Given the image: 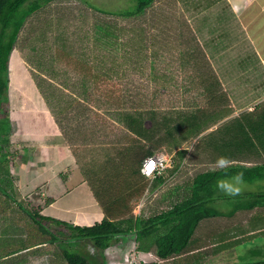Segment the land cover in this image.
<instances>
[{
    "label": "rangeland",
    "instance_id": "rangeland-1",
    "mask_svg": "<svg viewBox=\"0 0 264 264\" xmlns=\"http://www.w3.org/2000/svg\"><path fill=\"white\" fill-rule=\"evenodd\" d=\"M193 4L190 0H155L144 13L126 19L106 12L114 14V12L118 13L123 11V9H131L130 0H55L48 6L46 12L45 10L42 11L39 18L32 19L36 22L35 25L31 24L32 21L28 22V28H25L23 32L24 35H28L30 38L27 36L26 38L28 39L19 40L15 53L17 57L14 55L10 63L12 93L9 116L12 119L14 118V121H18L19 124L17 123V126L21 129L16 133V137L24 140L16 141L15 145L25 144L24 146L27 145L30 149L35 146L31 145L29 140L27 142L26 137L24 138L26 116L28 114L33 115L37 111L43 110L44 107L45 110L50 112L56 122H59L61 127L71 133L74 131L72 134L74 137L70 135L71 140L74 138L76 143L73 148L76 150L77 156L81 155L79 160L83 157L84 162L94 156L100 158V161L107 158L108 155L104 154L108 149L106 150L104 146H110L108 142L110 141L111 143L117 140L115 139L116 136L123 138L124 143H139L142 148L137 152L150 149L154 140L152 142L145 139V141H141L142 138L129 129L126 118L122 120L117 114H120L119 112L121 111L125 116L127 111L133 110L136 112L135 110H137L138 113L143 109L142 115L143 118H146L147 115L152 116V108L158 110L159 117H163L166 112L172 114L174 110H176L173 113L174 116L179 115V111L189 112L193 110L198 101L199 103L204 101L203 98L206 94L204 88L198 89L193 82L196 80L200 86L198 75L194 71L199 65L208 67L212 64H217L218 67L222 66L223 68L239 70L242 66L247 67L246 63H251L252 67H250L247 75L252 79L249 93L251 94L252 92L251 95L254 98L256 97L255 99L253 98L254 100L251 97L248 98V95L247 103L245 102L244 105L240 104L239 97H242L245 93L239 95L237 91L241 84L244 83V76L242 78L236 76V79L232 82L223 80L224 85L222 87L224 92L229 94V105L233 108L232 115H234L231 119L238 117L243 112H247L248 108L250 110L255 108V100L261 103V106H258L255 111H263L264 76L261 77L259 73L261 64L258 62L252 47L243 38L244 29L239 23L235 25L233 20L224 15L213 18L212 22L208 21L201 24L203 15L202 13L198 15L197 12L199 11L192 7ZM195 7H197L196 3ZM102 11H105V13ZM180 11L181 13H179ZM47 19L52 22L45 21ZM101 19L102 24H104V21L106 24L115 21L119 27H125L127 30L132 28L135 36L134 46L129 50L126 49L128 46L124 47V43L129 41L126 37H131L132 34L127 31L120 35V31L117 28L114 31L122 36L121 40L110 42L109 37H107L108 41L103 38V42L96 43L93 37L98 35L97 31L99 30ZM262 20L258 16L251 30H260L259 28L264 27V20ZM177 21H182L184 26L177 27ZM208 25L209 27L215 25V31L222 30L225 32V29H227L230 36L244 34L236 38L237 42L233 41V39L229 40V36H223L219 42L218 36H212L209 39L203 38L202 42V38H198L200 36V34H197L198 30L202 32V29H205V26L208 27ZM44 29H46L50 42L48 44L50 46L47 49H51L53 52V55H46L49 57L47 62L50 64L53 61L54 67L57 69L55 76L49 75L46 71L41 72L44 77L53 79L55 84L54 88L47 85L48 87L44 91L45 99L36 86L38 84L37 80L42 81L40 78L43 77H40L41 75L35 76L38 72L40 74V71L35 66H40L39 59L43 57L38 47L40 45L37 43L39 42L37 36H41V31H44ZM175 29L176 33L174 34ZM88 31H90L89 35L91 37L86 35ZM139 35L141 38H139ZM178 36L185 42L179 41L177 39ZM190 36H195L196 38L193 39ZM32 37L37 38L36 42H32ZM201 42L205 46L204 52L201 49ZM189 48L193 49L190 50ZM189 52L194 58L200 60L199 64L194 62ZM199 77L200 80L206 81L202 74H199ZM203 81L201 84H203ZM212 81L217 83L215 79ZM42 82L46 86V83ZM234 86H236V89ZM137 113L135 116H139ZM120 115L122 117V114ZM228 120L222 121L223 124L218 126L217 135L225 134L222 126ZM22 121L24 122L23 127L21 125ZM238 121H240V118ZM151 122L149 120L145 125L150 127ZM232 125L229 132L234 141L238 138L240 131L236 127L237 124L234 123ZM261 127H264V124ZM180 133L182 134V132ZM251 133L252 131H249L247 135ZM183 136L188 137L185 133H183ZM208 139L211 138L208 137ZM192 140L193 138L189 139L188 142L186 141L182 145L183 148L188 147L191 149L196 139L193 142ZM255 142L258 143L257 135L253 133L248 140L249 149L254 146ZM164 145L168 152L174 153L175 149L171 148L174 145L173 143ZM261 145L264 148L263 140H261ZM101 152H103L102 155ZM15 154L16 150L14 156H17ZM248 154L240 152L238 156L243 157ZM174 157L176 158V155ZM204 165L202 164V167ZM109 174H115V166L110 168ZM222 179L231 178L223 177ZM261 183L264 182L260 181V183L253 185L244 181L243 191L245 193L257 191V185H263ZM215 185V183L214 186L212 185L211 190L213 193L212 198L214 199L209 205L219 211H229L232 207L229 204V199L233 201L235 198L225 195ZM144 191L139 200L140 202L137 204L142 210L139 213L151 216L165 209L164 206L166 205L157 200L158 198L150 184L146 183ZM216 194H224L225 199H219V196H215ZM31 196L34 199L36 196L35 190L28 192V198L21 194L19 199L24 201ZM150 197L155 199L151 201L149 200ZM28 203H31L30 199ZM0 206H2V202ZM33 206L35 207L34 204ZM145 208L146 210H144ZM18 227V224L16 227H10L9 225L0 227L1 256H4L5 252L12 250L18 243L21 244L22 240L19 231L16 230ZM67 232L64 230L63 234H67ZM131 235L132 232H130ZM126 236L127 233L121 234L120 241L114 239L112 244L115 242H125L127 244L126 241L130 237L126 239ZM57 244L60 249H63V246H70L66 242H62V245L60 243ZM91 244L85 243V241L75 242L77 248L71 249L72 251L85 254L93 264H125L124 260L119 261L122 257L118 254L120 251L117 248H108L102 251ZM45 248H52V245L48 244ZM212 248L211 246L203 248L205 257L208 260L212 255ZM222 251L224 256L221 259L222 264H230L231 262L252 264L255 261H262L264 260V232L242 240L229 250L224 249ZM127 252L128 256L131 253L127 264L144 261L141 252H137L134 259H132V252L130 250H127ZM228 253L231 256L233 255L230 259H227ZM152 256H145L147 257L145 260L147 262L152 260V258L159 260L154 253H152ZM188 256L191 257L192 254L184 253L182 258L185 259L183 260H186ZM37 258H34V263ZM5 260L2 257L0 258L1 263H5ZM11 260L13 259L7 260V262H11ZM64 261L63 256L61 258H56L55 256L46 259L43 264L68 263Z\"/></svg>",
    "mask_w": 264,
    "mask_h": 264
},
{
    "label": "crops",
    "instance_id": "crops-1",
    "mask_svg": "<svg viewBox=\"0 0 264 264\" xmlns=\"http://www.w3.org/2000/svg\"><path fill=\"white\" fill-rule=\"evenodd\" d=\"M190 1L194 3L192 7L198 9V15L200 13L203 15L201 24L205 22L207 23L208 21L212 22L213 18L224 15L230 20H233L235 25L239 23V25L242 26L245 32V34L243 33V38L248 41L258 59V62L261 64L259 73L261 74V77H263L264 27L259 28L260 30L251 29L257 21L258 16L264 20V0ZM195 3L197 4V7H195ZM179 13H181V11ZM182 19L184 18L182 17ZM214 28L215 25H212V27H209L208 25V27L205 26V29H202V32L198 30L197 34H200L198 38H202L203 42V38L209 39V37L218 36L219 42L223 36H229V40L233 39V41L237 42L236 38L243 35L230 36L228 32L229 30L225 29V32L222 30L215 31ZM202 42L201 48L204 49L205 46ZM189 49L192 50L193 48ZM189 54L194 62L197 63L196 58H194L190 52ZM246 64L247 67L242 66L239 70L223 68L222 66L218 67L217 64H212L208 67H201L199 65L194 71L198 75L200 86L203 80H200L199 74H202L205 77V80L210 82L213 79V75H208L207 77L206 74L215 72L222 85H224L223 80L232 82L236 79V76L239 78L244 76V83L241 84L237 91L239 95L245 93L242 97H239L240 104L242 103L244 105L245 102L247 103L249 97H251V99L254 98L251 95L252 92L251 94L249 93L252 79L247 75L252 66L251 63ZM193 82L197 87H200L196 80ZM234 88L236 89V86H234ZM225 94L229 98V94ZM245 98H247V100H245ZM256 101L257 100H255L254 103H258ZM228 107L232 108L230 105H228ZM232 110L225 113L227 115L220 119L218 124L214 123L212 128H210L215 130L219 124H223L222 121L228 119L232 120L231 118L234 115H232ZM253 111H255V108L251 110L248 108L247 112L239 114V116H243L242 118H244L245 121L251 122L250 125L244 122L246 124L244 136L239 133L238 138L234 141L232 140L231 135L228 137L226 136L227 139L222 137L225 136L224 134H220L218 139L217 136H215L214 141L210 142L209 158L199 157L201 161L195 160L194 165L202 167V164H205L203 169L206 171L208 170L207 168L213 167L218 156L223 155L231 159L232 166L230 169H232L233 174L245 173L248 175V177H246L247 179L243 178L245 182L253 185H256L258 182L260 183V181L264 182L263 171L261 176H256L258 174L257 170L264 166V148L262 147L261 142H255L254 146L249 149L248 141L245 140L247 136L246 129H251L253 132L255 126L262 128L261 126L264 124V110L258 112ZM12 120H14V118ZM15 121L18 123L17 120ZM21 125L23 127V121ZM24 128L26 130H24V138L26 137L27 142L30 141V144L35 146L31 149L27 147V145L24 146L25 144L16 146V148L18 147L20 150L17 153L15 160V169L12 171V176H9L11 179L9 182V193L14 194L18 200H21L19 199L21 194L28 198L29 191L35 190L37 193L40 192L41 196L38 198V201L41 202L40 204H43L42 213L71 223L92 225L96 222H100L104 218H110L115 221L124 222V226L126 225V227H133L130 231L132 232V235L130 236V232L127 233L126 239L130 237L126 241L127 244H125V242H115L108 247L117 248L120 251L118 254L122 257L119 261L124 260L125 264H127L129 256L131 255L130 253L128 256L127 250L132 252L134 247L137 248L135 234L137 228H134V225H137L136 222L138 219L136 220L135 217L141 218L150 216L139 213L140 211L142 212V210L137 204L140 202L139 200L145 192L146 183H150L148 178L141 173V166L144 157L148 154L149 150L153 149V144L150 149H144L145 151L143 152H137L142 146L139 143H136L133 144L134 147L131 149L121 148L120 151L115 150L110 154L105 152L104 155H108V157L103 161H100L99 159V162L96 161L95 163V160L97 159L93 160L90 157V159L84 162V160H79L81 155L77 156V152L73 148V145L76 143H72L69 139L68 141L65 139L59 124L54 117L51 116L50 112L44 109V107L43 110L37 111L33 115L28 114L26 116ZM207 131L208 129L202 133L205 134ZM118 138L119 137L116 136L115 139L117 140L111 143L109 141L108 144L110 146L111 144L115 145V142L117 144ZM19 141L24 140L23 138H19L18 142ZM141 141L145 140L142 138ZM147 141L152 142L153 140L148 139ZM122 143H124L123 140ZM184 143L179 144L180 146L176 145L175 147H172L173 150L175 149L173 155L178 154V150L183 149L182 145ZM240 152L249 154L239 157L238 154ZM102 154L103 152H101V155ZM111 156H113L114 161L108 163L107 160ZM176 161L177 163L173 161L171 168L169 167L165 170L163 177L155 178L152 183L154 186V188L152 187V190L155 192V195L158 198L157 200L160 203H164V205L169 202V195H173L175 200L176 193L188 196L190 190L189 185L192 186L191 180L194 178L191 173L195 171L199 173V171H197L198 167H195L192 162H190V165L187 167L182 166V161L178 158H176ZM112 166H115L114 175L109 174ZM192 167L194 168L193 170ZM246 171L249 172L246 173ZM12 178H15L13 183L14 189L12 188ZM261 184L263 185H257V191H249L248 193L243 191L239 196L230 197L235 199L233 201H230L229 199V204L232 205L229 211H219L216 208V211H219V214L216 217L207 218L199 224L198 230H200V239L206 237V232H210L213 235V254L209 258L212 259V261L216 260V258L222 254L221 248H219L221 245H218L217 242L220 243L222 241L224 233L227 234L226 238L228 240H236L237 242L240 238H243V236H253L264 232V183ZM215 196H219V199H225L224 194H216ZM31 197L33 198V196ZM49 197H52L53 200L49 203H45L46 199ZM154 199L155 198L153 197L149 198L151 201ZM11 200L7 195L0 193V203L2 202V206H0V227H6L7 225L10 227H16L18 224L19 227L16 230L19 231L22 241L21 244L18 243L12 250L5 252L4 256L0 255V258L2 257L6 259L5 263H0L35 264L40 259L36 264H39L40 262L43 264L46 259H50L51 257L56 256V258H61V256H63V250L57 246L58 242H46L43 229L33 223L28 214L19 208V204L25 206V202L21 200L22 202L17 201L14 203V201ZM13 205L14 207H12ZM144 210H146V208ZM206 227H208V229H206ZM120 239L121 235H118L115 238L117 241H120ZM48 244L52 245V248H45ZM203 248L204 247H201V245H197L193 251L185 254H192V252L202 253ZM139 252H141L142 257L144 258V261L142 262H147L145 260L147 257L145 256H152V253H154L156 258L159 259L155 260V258H152V260L149 261L154 264H205L208 260L205 257L204 252L202 258L196 259L195 257L188 256L186 260H183L185 258H182V255L171 257L169 259H161L157 256L156 251ZM35 257L38 258L34 263L33 261ZM10 259L13 260L7 262V260ZM64 262H66V260Z\"/></svg>",
    "mask_w": 264,
    "mask_h": 264
},
{
    "label": "trees",
    "instance_id": "trees-1",
    "mask_svg": "<svg viewBox=\"0 0 264 264\" xmlns=\"http://www.w3.org/2000/svg\"><path fill=\"white\" fill-rule=\"evenodd\" d=\"M54 1L55 0H0V193L7 195L10 200L12 199L11 201H14V203L17 201L22 202L21 200H18V198L15 197L14 194L9 193V182L11 180L9 176H12V171L13 169H15L16 165L15 160L17 156H14V153L15 150L16 154L20 150V148H16L17 145H15V142L19 140V138L16 137V133L20 130V128L17 126V122L12 120V118L9 116L12 93L10 63L13 59V56L16 55L15 53L19 40L30 38L28 35H24L23 32L25 28H28V22L32 21L31 24L35 25L36 22L32 19L39 18L42 11L45 10L46 12L48 6H50ZM154 1L155 0H130L132 4L131 9H123V11L118 13L114 12V14H112V12L106 13L129 19L131 17H135L141 13H144ZM102 12L105 13V11ZM50 19H47L45 21H48ZM48 22L51 23L52 21ZM177 22V27L184 26V23L182 21ZM99 23V30L97 31L98 35H95V37H93L96 43H99L101 41L103 42V38L104 40L108 41L107 37H109L110 42L121 40L122 36L120 35L128 31L131 32L132 36H125L126 39H129V41L128 43H124V47L128 46V48L126 49L129 50L132 46H134L133 42L135 36L133 34L132 28H130V30H127V28L125 27H119V25L115 21L110 22L109 24H106L104 21V24H102V19ZM31 24L29 25L31 26ZM115 28L120 31V35H118L116 31H114ZM46 29H44V31H41L42 35L37 36L38 39L36 38L39 41L37 43L40 45L38 47L40 48V53L43 57L39 59L41 63L40 66H35V68L40 71V74L38 72L35 76L38 77V75H41L40 77L43 78L40 79H42V81L46 83V86H44L43 82L38 79V84L36 85L44 99V91L45 89H47V85L54 88L55 84L53 82V79H51L50 77H44L41 72L46 71L51 76H55L57 72V69L54 67L53 61L50 64L47 62V59L49 57L46 55H53V52L51 49H47V47L50 46L48 45L50 44V42L49 37L46 34ZM89 32L90 31H88L86 34L88 35V37L90 36ZM175 33L176 29L174 30V34ZM27 36L28 38H26ZM190 37L193 39L196 38L195 36ZM139 38H141L140 35ZM36 39L32 37L31 40L32 42H36ZM177 39L179 41L182 40V42H185L179 36L177 37ZM31 48L33 47L31 46ZM94 49L96 48L94 47ZM201 49L204 52V49ZM196 61L197 63L200 62V60L197 58ZM208 75H213V79H215L217 83H214L215 81H212L213 79L210 82L208 80L203 81V84H201L198 89L204 88L206 92L205 97L203 98L204 101H201V103H199L198 101V103L195 104V108L189 112L179 111V115L174 116L173 113H175L176 111L174 110L172 114L166 112L164 113L163 117H159L158 110L152 108V116L147 115L146 118H143V109H141V111L138 113L137 110H135L136 112H134L133 110L127 111L125 116L123 115V112L120 111L119 113L122 114V117L120 114H117L118 117H120L122 120L126 118L125 120L129 129L138 137H141L145 140H154L153 149L149 150L147 155L152 154L158 149L167 151L164 147V144L166 143H173V146L175 147L176 145L180 146L179 144L184 143V141L188 142L189 139L193 138L192 142L195 139L196 141L193 143L191 149H189L188 147H184L183 149L178 150V154H176V158L182 161V166L188 167L190 165V162H192V164L194 165L195 160L201 161L199 157L207 159L209 158L211 144L210 142L214 141L215 136H217V139L219 136V134L217 135L216 133L218 127L215 130H212L210 127L214 123L218 124L220 119L227 115L225 113L230 112L233 108L228 107L229 98L225 94L222 83L217 74L213 72L211 74H206L207 77ZM260 104L261 103H256L255 109L258 106H261ZM1 112L3 113L1 114ZM136 113L139 114V116H135ZM242 117L243 116H239L224 123V125L222 126L225 130V136H222L224 139H227V137L230 135L229 130L234 123L237 124L236 127L240 131L242 136L245 135L246 124L244 122L249 125L251 124V122L245 121ZM239 118L240 121H238ZM149 120L152 121V124L150 125V127H147L145 124ZM59 126L65 139L67 141L69 139L72 143H75V139L73 138V140H71L70 138L74 131L73 133H71L66 131L64 127H61V125ZM207 129L208 131L203 134ZM246 130L247 133L251 131V129ZM180 132H182V134ZM253 132L257 135L258 142H261L262 139L264 140V127L259 128L255 126ZM253 132L246 136V141L250 139ZM183 133H185L188 137H184ZM208 137H210L211 139H208ZM121 139L123 140V138L118 139L117 144L116 142L114 143L115 145L111 144V146H106V150L108 149L106 153L110 154L115 150L120 151L121 148L131 149L134 147L132 143H122ZM173 146H171V148ZM174 156L175 154L172 156L173 161L177 163ZM92 159H97L96 161L99 162L100 158L94 156L92 157ZM80 161H83V157ZM107 161L108 163L113 162V156H111ZM194 166L198 167L197 165ZM169 167H167L166 169H168ZM210 168H207L208 170L204 171L203 167L199 166L197 170L199 171V173L196 171L191 173L194 178H192L191 180L192 186L189 185L190 190L188 196L176 193L175 200L173 198V195H169V202L165 204V209H163L159 213L151 215L149 217H135L136 220L138 219V221L136 222L137 225H134V228H137V230L135 231L136 247L139 251H156V254L159 258L169 259L171 257L181 256L184 253L193 251L197 245H201V247H212V245L214 244L213 235L210 232H206V237L204 239H200V230H198V227L203 220L211 217H216L219 214V211H216L215 207L209 205L214 199L212 198V185L214 186V183L217 184V181L223 177H232L235 174L232 173V169L230 168L218 169L215 171ZM193 169L194 168L192 167V170ZM257 171L258 174L256 176H261L262 171L264 175V166L261 167V169L259 168ZM247 172L249 171H246V173ZM164 173L165 172H161L160 174L155 175V178L163 177ZM246 177H248V175L243 173V178L247 179ZM155 178L153 180H155ZM14 179L15 178H12L11 181L13 189V183L15 181ZM148 180L150 181V187L154 188V186L152 185L153 180L151 178H148ZM40 196V192H36V196L34 197L35 200L30 197L29 199L31 200V203L29 204V199H25V206L19 204V208H21L28 214L33 223L43 229L46 242H58L61 245L62 242H66L70 246L74 245L71 247L63 246L62 249L64 259L69 264H93L90 258L86 257L85 254L72 251L71 248H77L75 242L85 241V243H92L91 245H93L97 249L105 250L112 244V240H114L118 235L128 233L133 228H131L130 226L126 227V225L124 226V222L122 221H115L110 218H104L100 222H96L92 225H81L61 220L52 216L44 215L42 213L43 204H40L41 202L38 201V198ZM52 200L53 198L49 197L46 199L45 203H49ZM33 204L35 205V207L33 206ZM161 220L165 222H162ZM206 229H208V227H206ZM64 230L68 231L67 234H63ZM255 235L249 237L243 236V238H240L236 242V240H228L226 238L227 234L224 233L222 236V241L220 243L217 242V244L221 245V251L224 249L229 250L237 243H240L242 240L246 238H252ZM212 252L211 254H213ZM192 254V257H195L196 259L203 257V252H192ZM227 255V259H230V257L233 256H231L230 253H228ZM218 257L214 261H212V259L207 260L206 264H222L223 262H221V259L224 258L223 251L222 254ZM259 263H264V260L255 261L252 264ZM134 264L154 263L141 262ZM230 264H237V262H231Z\"/></svg>",
    "mask_w": 264,
    "mask_h": 264
},
{
    "label": "clouds",
    "instance_id": "clouds-1",
    "mask_svg": "<svg viewBox=\"0 0 264 264\" xmlns=\"http://www.w3.org/2000/svg\"><path fill=\"white\" fill-rule=\"evenodd\" d=\"M157 151H160V150H156L154 152H157ZM167 153L171 156V164L169 165L171 167L173 164V158H172L173 153H171V152H167ZM149 155H151V154H149ZM149 155H146L144 157V159ZM144 159H143V161H144ZM143 161H142V166H143ZM142 166H141V168H142ZM149 166H151V170H155L156 161L149 158L148 163L146 165V168L148 169ZM231 166H232L231 159L227 156L221 155V156H218L217 159L215 160L213 167H212V170L215 171L218 169L230 168ZM166 168L162 172H165ZM144 171H145V169L142 168L141 173L143 174ZM148 174H150V172ZM155 175H157V173ZM155 175L153 174V176H146V175H144V176L151 178L153 180L156 177ZM217 188L220 191H222L225 195L230 196V197H235V196L241 195V193L244 190L243 173H237L231 179L218 180L217 181Z\"/></svg>",
    "mask_w": 264,
    "mask_h": 264
},
{
    "label": "built area",
    "instance_id": "built-area-1",
    "mask_svg": "<svg viewBox=\"0 0 264 264\" xmlns=\"http://www.w3.org/2000/svg\"><path fill=\"white\" fill-rule=\"evenodd\" d=\"M149 158L156 161V168L155 170H151L150 174H148L149 171L146 168ZM170 164H171V156L166 151L160 150V151L154 152L153 154L147 156L144 159L142 168L145 169V171L143 172V174L146 176H153V174L155 175L156 173L160 174ZM137 252H139V250L134 247V250L132 252V259L135 258Z\"/></svg>",
    "mask_w": 264,
    "mask_h": 264
},
{
    "label": "snow or ice",
    "instance_id": "snow-or-ice-1",
    "mask_svg": "<svg viewBox=\"0 0 264 264\" xmlns=\"http://www.w3.org/2000/svg\"><path fill=\"white\" fill-rule=\"evenodd\" d=\"M148 171H149V172L151 171V166L148 167Z\"/></svg>",
    "mask_w": 264,
    "mask_h": 264
}]
</instances>
